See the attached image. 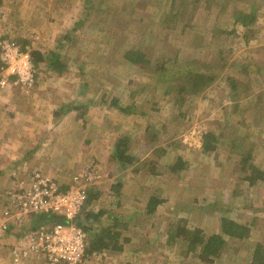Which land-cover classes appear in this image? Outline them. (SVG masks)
<instances>
[{
  "label": "rangeland",
  "instance_id": "1",
  "mask_svg": "<svg viewBox=\"0 0 264 264\" xmlns=\"http://www.w3.org/2000/svg\"><path fill=\"white\" fill-rule=\"evenodd\" d=\"M172 2L2 0L0 5V40L14 38L46 57L33 89L0 86V140L20 147L15 160L0 167L20 168L21 174L42 169L68 184L78 169L97 166L99 195L86 208L104 209L94 231L121 230L122 248L86 255L82 264H249L256 243L264 241V180L251 186L242 161V152L251 149L250 163L264 170V0ZM253 9L256 22L247 42V27L234 15ZM143 47L150 65L126 60L129 50ZM50 51L61 53L63 72L50 68ZM160 55L169 65L178 59L226 67L199 93L167 91L172 81L159 78L154 67ZM116 98L132 113L113 106ZM63 105L80 108L67 117L70 109L56 114ZM209 132L219 140L215 150L205 151L203 135ZM124 136L127 153L138 158L126 167L113 158ZM66 155L69 162H62ZM179 157L186 166L172 171ZM139 163L143 166L136 168ZM151 195L164 199L154 215L145 210ZM223 216L245 223L249 237L225 236L227 252L213 263L202 261L199 249L188 252L189 230L222 233ZM180 228L185 229L171 238ZM5 264L13 263L8 258Z\"/></svg>",
  "mask_w": 264,
  "mask_h": 264
},
{
  "label": "built area",
  "instance_id": "2",
  "mask_svg": "<svg viewBox=\"0 0 264 264\" xmlns=\"http://www.w3.org/2000/svg\"><path fill=\"white\" fill-rule=\"evenodd\" d=\"M37 67L32 51L14 38L0 40V86L33 89ZM102 175L90 163L72 174L67 186L38 169L17 177L0 192V261L29 264L43 256L53 264H82L89 247L88 232L78 224L91 186ZM41 214L59 215L64 222H36ZM11 237L10 242L8 239Z\"/></svg>",
  "mask_w": 264,
  "mask_h": 264
},
{
  "label": "trees",
  "instance_id": "3",
  "mask_svg": "<svg viewBox=\"0 0 264 264\" xmlns=\"http://www.w3.org/2000/svg\"><path fill=\"white\" fill-rule=\"evenodd\" d=\"M173 4H175L176 0H172ZM2 4V0H0V5ZM235 21L240 23L242 26L247 27V31L245 33V37L247 42L250 41L251 35L253 33L252 25L256 22V10L253 9L250 12H246L243 10L235 12ZM25 48V47H23ZM147 47H143L140 49H132L126 53V60H128L132 64L148 66L147 64L152 63L148 58V54L146 51ZM32 54L34 57L35 66L38 68L40 62H44L46 60L45 54L40 50H32ZM166 56L160 55L158 57L154 67L159 73V78L162 80L166 79L167 84L172 81L167 91L171 88L177 90L178 92H189L192 94H196L204 90L206 87L210 86L217 77L221 74L223 69L226 67V62H223L220 65H216L215 63L212 65L203 64V65H194L191 61H185L183 63H179L178 59L173 65H169L166 62ZM223 58L222 54L220 59ZM48 61L50 68L55 71L63 72L66 68V63L61 58V53L56 51L48 52ZM150 65V64H149ZM38 76V72H37ZM179 78V79H178ZM165 80V81H166ZM177 80V81H175ZM175 81V82H174ZM231 81L236 87L234 79L231 78ZM119 100L116 98L113 101V106L118 107L121 111L126 113H132V108L130 106H120ZM80 106L74 105L71 107H67V105H63L60 107L55 113L66 111L67 109H79ZM63 112V113H64ZM59 115V114H58ZM218 137L215 133L209 132L203 135V149L205 151H212L216 149L215 143L217 142ZM235 151H243L240 147L234 148ZM128 151V138L121 137L119 141L116 143L115 152L113 158L119 160L121 165L126 167L133 165L138 161L137 157L132 156L127 153ZM243 168L246 171H250L249 175H247V180L250 182L251 186L256 185L259 181L264 180V170L260 169L256 164L250 163V159L252 158L251 149L247 151H243ZM136 168H141L143 163H139ZM186 166L185 161L182 157H179L177 161L171 165V170L175 172H179L184 169ZM153 168V167H152ZM154 169V168H153ZM63 186H67L68 184H62ZM119 187H117V191ZM99 192L97 191L96 185L91 186L89 190V196L86 201V206L78 218V224L81 225L88 232V241L89 247L87 249V255L100 252L103 249H121L122 247L118 245V239L121 236V230H114L111 233V230L108 227H101L98 231H94L95 225L93 222H101L100 218L105 214L104 209L99 211L87 210V205L92 202L95 198H97ZM164 202V199L157 195H151L146 204L145 210L146 213L150 215H154L159 211L161 204ZM36 222H64L65 219L59 215H48L41 214L36 219ZM222 222V233L214 232L212 234H208L205 232L203 228L194 227L189 230V241H188V252H195L199 249L198 257L207 263H213L216 258H221L227 252V239L225 236L245 240L249 237L250 228L240 221H236L229 217L223 216L221 218ZM117 225V224H116ZM128 224L126 223L122 228H125ZM118 229H121L119 226ZM185 229L180 228L176 229V232L171 231L170 237L175 238L177 231ZM126 239V238H125ZM127 240V239H126ZM249 264H264V241H259L256 243L252 258Z\"/></svg>",
  "mask_w": 264,
  "mask_h": 264
},
{
  "label": "crops",
  "instance_id": "4",
  "mask_svg": "<svg viewBox=\"0 0 264 264\" xmlns=\"http://www.w3.org/2000/svg\"><path fill=\"white\" fill-rule=\"evenodd\" d=\"M12 88V87H11ZM10 88V89H11ZM74 110H77V109H72L70 112H68V114L66 115V117L68 116V115H70V114H72V112H75ZM1 122V121H0ZM0 126H1V124H0ZM43 125L42 124H40L39 125V127L41 128ZM38 127V129L36 130V127H33L34 129H30V130H32V132H37V133H39V132H41V129ZM61 129V128H60ZM26 131V130H25ZM21 132H24V129L23 128H21ZM21 132H20V137H21ZM27 132V131H26ZM60 132V131H59ZM65 132V131H64ZM64 132H63V134H64ZM68 132H70V131H68ZM18 134V133H17ZM26 134V133H25ZM2 135H0V137H1ZM73 136V135H72ZM27 137H29V138H33L32 137V135L31 136H27ZM69 138H70V134H69ZM23 141H25V140H23ZM76 141V140H75ZM92 140L91 139H87L86 140V144L87 143H92L91 142ZM13 142V141H12ZM10 143L9 141H6V140H0V164H5V163H11V162H13L12 160H15V158H14V156L15 155H19L20 154V147H18L17 145H15L14 143ZM67 159V161L69 162V156H64L63 158H62V162H64L65 160ZM72 160H74L73 158H72ZM75 161H79V160H75ZM75 161H73V162H75ZM38 163H40L41 161L40 160H38L37 161ZM14 167L13 166H7V167H0V192L2 191V190H4V189H7V187H10V186H13V185H15V183H16V179H17V177H25V176H27V175H29L30 173H32L33 171H35L34 169H30V167L27 169V171H26V173H24V174H21V172H20V168H17V169H14V170H12ZM45 169V168H44ZM36 170H38V169H36ZM58 170V172H59V169H57ZM57 170H54L53 172H57ZM65 169L64 168H62V169H60V172H62V171H64ZM79 170V169H78ZM59 174V173H58ZM57 174V175H58ZM57 180H59V178L58 177H56L55 175H53ZM72 176V175H71ZM71 178V177H70ZM70 178H69V181H70ZM68 181V182H69ZM67 182V183H68ZM10 239H11V237L8 239V241L10 242ZM7 258H2L1 259V261H0V264H5V260H6ZM39 259H42L44 262H45V257H43V256H35V257H33L32 259H31V262L30 263H34V261H37V260H39ZM29 263V264H30Z\"/></svg>",
  "mask_w": 264,
  "mask_h": 264
}]
</instances>
